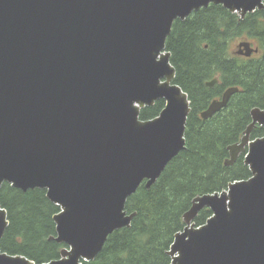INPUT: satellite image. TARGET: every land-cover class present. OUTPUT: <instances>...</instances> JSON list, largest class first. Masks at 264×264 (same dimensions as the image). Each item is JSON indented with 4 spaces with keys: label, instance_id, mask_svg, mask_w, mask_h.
I'll return each instance as SVG.
<instances>
[{
    "label": "water",
    "instance_id": "obj_1",
    "mask_svg": "<svg viewBox=\"0 0 264 264\" xmlns=\"http://www.w3.org/2000/svg\"><path fill=\"white\" fill-rule=\"evenodd\" d=\"M210 5L240 19L264 10V0H0V190H44L59 208L49 241L64 247L41 264L94 261L110 235L130 228L128 198L155 185L186 149L191 103L166 42L175 21ZM253 54L248 41L234 52ZM238 92L226 89L200 118ZM159 101V114L141 120ZM250 118L224 163L243 155L250 177L192 200L166 253L170 264H264V137L251 140L264 110ZM204 209L212 215L196 227ZM8 226L0 206V244ZM0 264L36 263L0 248Z\"/></svg>",
    "mask_w": 264,
    "mask_h": 264
},
{
    "label": "trees",
    "instance_id": "obj_2",
    "mask_svg": "<svg viewBox=\"0 0 264 264\" xmlns=\"http://www.w3.org/2000/svg\"><path fill=\"white\" fill-rule=\"evenodd\" d=\"M240 41L254 44L259 55L234 56L230 52ZM166 50L176 71L175 83L191 103L186 149L168 164L155 185L148 190L142 185L128 198L126 211L136 213L130 228L110 235L96 259L86 264H170L166 253L174 236L184 229L183 215L192 200L250 177L243 155L230 167L224 163L229 158L228 146L238 143L250 124V111L264 110V10L240 19L222 6L210 5L183 22H174ZM214 79L217 85L205 86ZM230 87L239 92L227 107L202 120L200 113ZM163 106V101L157 102L143 110L140 119L156 117ZM261 137L264 127H256L251 140ZM0 206L9 222L0 244L3 252L23 255L36 264L59 258L64 246L49 241L55 234L52 217L59 209L47 200L45 191L23 193L4 184ZM211 215L208 209L202 210L195 226L204 225Z\"/></svg>",
    "mask_w": 264,
    "mask_h": 264
},
{
    "label": "rangeland",
    "instance_id": "obj_3",
    "mask_svg": "<svg viewBox=\"0 0 264 264\" xmlns=\"http://www.w3.org/2000/svg\"><path fill=\"white\" fill-rule=\"evenodd\" d=\"M241 42H244V41H240L239 43H241ZM239 43H236V46H237ZM234 47H235V46H234ZM253 48H254V47H253ZM232 50H233V51H231L230 53H233V54H234V52L236 51V47L233 48ZM257 55H259V54H257Z\"/></svg>",
    "mask_w": 264,
    "mask_h": 264
},
{
    "label": "flooded vegetation",
    "instance_id": "obj_4",
    "mask_svg": "<svg viewBox=\"0 0 264 264\" xmlns=\"http://www.w3.org/2000/svg\"><path fill=\"white\" fill-rule=\"evenodd\" d=\"M252 44V43H251ZM252 47H254V48H256V46L254 45V44H252ZM255 56H257V55H255V54H253L251 57H249V58H252V57H255ZM239 57H242V56H239ZM243 58H245V57H243ZM245 59H247V58H245Z\"/></svg>",
    "mask_w": 264,
    "mask_h": 264
},
{
    "label": "bare ground",
    "instance_id": "obj_5",
    "mask_svg": "<svg viewBox=\"0 0 264 264\" xmlns=\"http://www.w3.org/2000/svg\"><path fill=\"white\" fill-rule=\"evenodd\" d=\"M233 15H235V14H233ZM44 191V190H43ZM55 206V205H54ZM59 209V208H58Z\"/></svg>",
    "mask_w": 264,
    "mask_h": 264
}]
</instances>
